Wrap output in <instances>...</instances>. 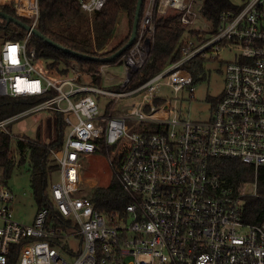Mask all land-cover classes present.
<instances>
[{
	"label": "built area",
	"instance_id": "1",
	"mask_svg": "<svg viewBox=\"0 0 264 264\" xmlns=\"http://www.w3.org/2000/svg\"><path fill=\"white\" fill-rule=\"evenodd\" d=\"M14 1L16 12L36 27L39 0ZM106 1L80 0V5L92 13ZM200 2L145 1L136 39L119 59L126 77L121 85L112 84L116 89L81 80L84 74L101 75L105 65L52 76L36 48L28 46L30 31L23 41L2 43L0 95H43L52 89L56 94L0 117V130L16 136L9 124L45 109L71 113L65 119L72 129L63 146L52 149L60 182L51 184L48 203L31 224L15 219V194L0 183V264H264V220L245 216L248 198L264 199V0L222 10L216 25L202 14ZM170 12L186 28L180 57L145 78L157 17ZM227 48L237 49V58L226 62L224 90L210 118L172 115L161 87L187 88L193 97L196 80L186 63L209 53L217 58ZM135 82L138 87L130 88ZM137 92L142 98L131 109L114 112L120 98ZM102 94L115 97L113 105L103 107ZM120 140L122 152L109 161L130 202L116 217L98 210L83 193L81 155L112 151ZM215 159L248 164L253 177L236 186L227 183L213 167Z\"/></svg>",
	"mask_w": 264,
	"mask_h": 264
},
{
	"label": "trees",
	"instance_id": "2",
	"mask_svg": "<svg viewBox=\"0 0 264 264\" xmlns=\"http://www.w3.org/2000/svg\"><path fill=\"white\" fill-rule=\"evenodd\" d=\"M143 3L141 17L144 12ZM138 0H107L105 5L97 11L88 13L80 5V0H39L40 18L36 28L47 37L55 40L64 47H68L81 53L94 56H109L124 46L131 35ZM231 0H205L201 7L202 14L216 25L219 13L224 9H236ZM9 14L29 23L27 17L19 15L10 5L0 7ZM124 13L127 17L128 28L124 38L113 48L110 47L116 37L120 15ZM157 29L155 34V45L151 61L146 67L145 78L150 77L158 70L166 66L170 61L180 57L178 44L186 28L181 24L178 14L170 12L167 15L157 17ZM197 30H190L195 33ZM28 31L14 22H7L0 17V49L5 40L23 41ZM29 47H35L38 56L44 60L45 66L51 75L57 73V77H67L71 73L72 63L78 62L82 69H98L108 62L91 60L66 53L41 39L36 34H31L28 40ZM120 59V56L113 61ZM199 57L194 61L186 63L195 80L202 72V61ZM87 67H86V66ZM89 67V68H88ZM101 75L96 76L94 82L100 83ZM119 88V86H114ZM56 94L54 89L43 95H30L14 97L0 95V117L4 118L28 109ZM222 97V96H221ZM215 99L214 104L221 99ZM161 100H157L160 104ZM56 113V137L52 142L43 140L41 120L36 130V138H20L0 130V183L8 186V179L14 170L21 165H27L31 175L34 195L38 202V208L48 203V195L52 178L59 171V165L54 163L52 149H60L67 137L65 133V113L54 109H45ZM38 113V112H36ZM32 115V114H31ZM22 119V118H21ZM19 121V120H18ZM17 122V121H16ZM16 122L9 124L8 128L14 131ZM111 149H101L99 152L107 154ZM20 156L18 161L17 156ZM117 164H120L117 162ZM213 167L219 172L227 183L237 185L244 180L253 177V169L250 165L235 159H215ZM260 181L264 184V167L260 169ZM96 208L108 216L120 217L124 213L130 198L122 187L117 175L107 186H96L89 193ZM87 195V194H86ZM246 219L251 222L264 220V199L248 198L246 202Z\"/></svg>",
	"mask_w": 264,
	"mask_h": 264
},
{
	"label": "rangeland",
	"instance_id": "3",
	"mask_svg": "<svg viewBox=\"0 0 264 264\" xmlns=\"http://www.w3.org/2000/svg\"><path fill=\"white\" fill-rule=\"evenodd\" d=\"M231 1L235 5H241L244 2V0ZM204 2L205 0H201L200 5H203ZM5 5H10L15 10L14 0H12L10 3L7 0H0V7ZM127 28V17L124 13H122L119 17V21L114 32L116 33V37L113 39L110 47L113 48L124 38L127 33ZM236 58L237 49L235 48L221 50L218 57L214 59L209 53L208 56L202 61L203 70L202 74H199L198 80L195 82L193 97L190 96L189 89L187 88L177 92L168 85L162 86L159 93L172 104V115H174V112H176L181 119L195 121L208 120L211 116V109L214 105V100L218 96H221L224 90L226 62L233 61ZM42 62L43 61H41V64ZM71 66L72 68L74 67L80 70L82 69L78 62H73ZM105 66L106 71L101 74L102 80L100 83L96 84L106 89L115 88L112 86L114 83L121 85L124 81V78L126 77V68L124 62L121 60L111 61L106 63ZM43 67L45 68L46 66L43 65ZM98 69L100 68L98 67ZM88 71L91 70L89 69ZM71 72L72 71H70V73ZM52 76L57 77L59 75L55 73ZM113 76H116V78L112 79ZM95 77L96 76L92 74H84L81 80L89 84H94L95 82L93 81L96 79ZM136 87H138L137 82L130 85V88ZM141 98L142 92H137L130 96H124L114 104L113 110L115 113L120 111H128L133 107V104ZM113 102H115V97L106 94L100 95V103L103 107L106 105H113ZM63 105L66 106L67 102L64 101ZM66 116H72V114L65 113V117ZM40 120L42 123L43 140L46 143L52 142L56 137L57 120L56 113L53 112L48 113L47 111H44L24 116L14 125V133L20 138H36V130ZM64 122L66 131L65 133L68 135L72 129V126H69L67 121ZM128 124L132 130L136 128L135 122L129 120ZM124 143V140H120L113 150L111 152L108 151L107 154L95 152L83 153L81 155V163L83 168L82 189L84 194L90 195V191L96 186H107L110 184L112 178L114 177L115 171L110 164L109 156H111L112 159L116 158L122 152ZM57 150V148H53V151ZM51 153L52 158L54 159L53 162L56 164L54 152ZM17 159L18 161L20 160L19 155L17 156ZM60 178L61 174L55 172L51 183L56 184L60 182ZM8 186L15 194V199L12 202L15 219L22 223L31 224L38 209V202L33 192L31 175L28 171L27 165L18 166L14 170L11 177L8 179Z\"/></svg>",
	"mask_w": 264,
	"mask_h": 264
},
{
	"label": "water",
	"instance_id": "4",
	"mask_svg": "<svg viewBox=\"0 0 264 264\" xmlns=\"http://www.w3.org/2000/svg\"><path fill=\"white\" fill-rule=\"evenodd\" d=\"M143 3H144V0H138V2H137L136 12H135V16H134L133 29H132V32H131V35H130L128 42L124 46H122L119 50H117L115 53H113L109 56H104V57L85 54V53H81L79 51H76L74 49L64 47L63 45L59 44L55 40L51 39L50 37H47L46 35L42 34L36 27L32 26L29 23L22 21L21 19L15 17L12 14L7 13L6 11H4L1 8H0V17H3L4 19H6L7 22H14V23L20 25L21 27H23L27 31H30L33 34L38 35L41 39L45 40L50 45L66 52V53L75 55L77 57H82L85 59L101 60L104 62H111V61L115 60L117 57L121 56L134 43L136 36H137V33H138V27H139V23H140V19H141Z\"/></svg>",
	"mask_w": 264,
	"mask_h": 264
},
{
	"label": "flooded vegetation",
	"instance_id": "5",
	"mask_svg": "<svg viewBox=\"0 0 264 264\" xmlns=\"http://www.w3.org/2000/svg\"><path fill=\"white\" fill-rule=\"evenodd\" d=\"M221 96H218L217 99H219Z\"/></svg>",
	"mask_w": 264,
	"mask_h": 264
},
{
	"label": "crops",
	"instance_id": "6",
	"mask_svg": "<svg viewBox=\"0 0 264 264\" xmlns=\"http://www.w3.org/2000/svg\"><path fill=\"white\" fill-rule=\"evenodd\" d=\"M112 79H115V78H112ZM94 82V81H93ZM94 84H96V83H94Z\"/></svg>",
	"mask_w": 264,
	"mask_h": 264
}]
</instances>
